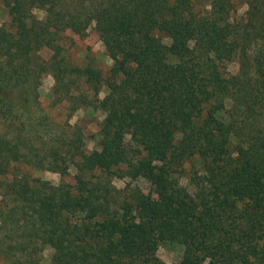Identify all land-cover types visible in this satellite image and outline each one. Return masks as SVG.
Segmentation results:
<instances>
[{
  "label": "trees",
  "instance_id": "1",
  "mask_svg": "<svg viewBox=\"0 0 264 264\" xmlns=\"http://www.w3.org/2000/svg\"><path fill=\"white\" fill-rule=\"evenodd\" d=\"M0 3V264H43L48 246L52 264H166L164 243L183 248L176 264H264V0ZM91 29L113 61L107 76L71 64L60 43ZM48 72L54 102L73 111L106 89L99 149L37 115ZM71 168L73 185L27 171Z\"/></svg>",
  "mask_w": 264,
  "mask_h": 264
},
{
  "label": "rangeland",
  "instance_id": "2",
  "mask_svg": "<svg viewBox=\"0 0 264 264\" xmlns=\"http://www.w3.org/2000/svg\"><path fill=\"white\" fill-rule=\"evenodd\" d=\"M247 5H241L233 14L236 23L243 24L246 20ZM35 14L39 18L45 17V11L36 10ZM7 15L0 3V25L7 22ZM64 47V53L68 61L80 67L91 65L92 67L101 70L104 76H107L113 61L110 58L109 52L104 43L101 41L99 35L94 29H91L87 35L67 31L64 38L60 41ZM33 53L41 60L48 61L52 52L49 48L40 44L33 46ZM239 71V64L237 60L228 61V72L230 74H237ZM42 84L40 87V106L37 109V115L42 116L52 126L59 131L79 132L86 137V145L89 151L99 149L97 144V134L99 132L101 123L104 119V112L100 109V101L106 95V89L103 88L99 98L96 100L98 106L96 108H81L77 111L72 110V105L69 101L55 103L52 97V89L55 81L50 72L42 76ZM232 104L231 96L227 98V107L230 108ZM71 133V134H72ZM76 133V134H77ZM28 173L34 178H40L44 181H49L53 185L58 186L62 182L75 184V176L77 171L71 168L69 171L51 172L49 170L28 169ZM110 179L113 184L120 189H123L127 184L141 187L147 194L154 195L153 188L150 184L140 179L138 181H131L128 177L123 178L116 172H106L103 174ZM183 254V248L177 244L164 243L160 245L158 250V257L166 264L178 263ZM57 252L51 247H46L43 252V264H52L56 258Z\"/></svg>",
  "mask_w": 264,
  "mask_h": 264
}]
</instances>
